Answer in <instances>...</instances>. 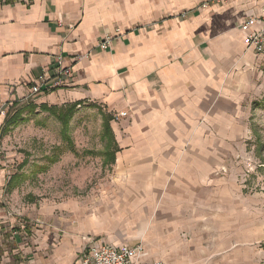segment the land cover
<instances>
[{
  "label": "crops",
  "instance_id": "obj_1",
  "mask_svg": "<svg viewBox=\"0 0 264 264\" xmlns=\"http://www.w3.org/2000/svg\"><path fill=\"white\" fill-rule=\"evenodd\" d=\"M25 1L0 0V264H81L94 241L141 244L139 264H258L264 230L229 175L244 127L229 107L228 74L245 88L241 71L256 55L239 24L264 0ZM108 34L112 47L102 50ZM59 56L70 81L30 98ZM83 105L100 115L113 148L102 154L115 168L110 193L31 212L19 203L24 172L8 152V118Z\"/></svg>",
  "mask_w": 264,
  "mask_h": 264
},
{
  "label": "rangeland",
  "instance_id": "obj_2",
  "mask_svg": "<svg viewBox=\"0 0 264 264\" xmlns=\"http://www.w3.org/2000/svg\"><path fill=\"white\" fill-rule=\"evenodd\" d=\"M246 53L252 52L246 50ZM241 72L247 77L243 89L236 90L235 71L228 74L232 79L227 78L229 107L236 110L244 127L229 162V175L234 177L241 202L253 206L256 220L264 230V60L254 56L245 62ZM21 118L24 120L16 124L20 129L12 128L16 125L9 123L5 135L8 152H18L20 156L16 172H24L18 173L22 178L18 181L22 206L35 205L31 211L35 212L36 207L71 199L93 204V200L110 193L107 189L115 182V168L103 164L102 154L112 152L113 148H107L109 139L104 137L103 120L97 111L85 105L76 109L67 131L48 112L23 114ZM62 156V164H49ZM26 157L27 163L22 166ZM44 167L52 172L32 173ZM256 247L260 251L258 264H264V235Z\"/></svg>",
  "mask_w": 264,
  "mask_h": 264
},
{
  "label": "built area",
  "instance_id": "obj_3",
  "mask_svg": "<svg viewBox=\"0 0 264 264\" xmlns=\"http://www.w3.org/2000/svg\"><path fill=\"white\" fill-rule=\"evenodd\" d=\"M12 1L13 4H21L25 0H1V5ZM229 0H210V4L224 5ZM207 4L204 5L206 7ZM186 17V14H182ZM239 29L244 35V45L246 50L264 60V5L260 13L247 17L239 24ZM113 36L108 34L98 47L106 50L112 47ZM85 57V56H84ZM87 57V56H86ZM81 59V56L77 57ZM72 77V67L65 64L63 56L57 57V64L53 67L51 74H40L30 88L29 97L35 98L43 92H50L54 89L62 88ZM128 116L127 112H121L115 116L116 120ZM1 165V163H0ZM144 248L141 244L136 246L117 247L110 243L92 242L88 250L81 258V264H139L138 259L142 256ZM149 264H167L164 261H155Z\"/></svg>",
  "mask_w": 264,
  "mask_h": 264
},
{
  "label": "trees",
  "instance_id": "obj_4",
  "mask_svg": "<svg viewBox=\"0 0 264 264\" xmlns=\"http://www.w3.org/2000/svg\"><path fill=\"white\" fill-rule=\"evenodd\" d=\"M31 111L34 112L35 111V106H31ZM42 111L44 112H48L51 115L56 116L65 126L69 123L70 119L72 118L76 106H72L69 107L67 110H62L60 108L57 107H47V106H42L41 107ZM23 115V111L21 112H17L15 115L11 116L8 118L7 121V125L6 128L8 126V124L10 123V125H16L20 120H24V118H21V116Z\"/></svg>",
  "mask_w": 264,
  "mask_h": 264
}]
</instances>
